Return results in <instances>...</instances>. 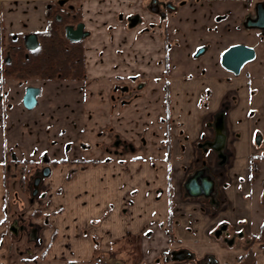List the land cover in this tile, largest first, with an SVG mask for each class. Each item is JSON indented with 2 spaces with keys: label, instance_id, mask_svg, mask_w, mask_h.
Instances as JSON below:
<instances>
[{
  "label": "crops",
  "instance_id": "1",
  "mask_svg": "<svg viewBox=\"0 0 264 264\" xmlns=\"http://www.w3.org/2000/svg\"><path fill=\"white\" fill-rule=\"evenodd\" d=\"M44 1L0 0V11L36 3L32 16ZM151 1L70 0L88 33L84 79L3 80L0 264H236L246 247L264 264L253 241L264 222V29L247 26L263 0H157L163 17ZM232 45L255 53L237 75L220 64ZM27 88L39 91L31 109ZM40 159L49 177L33 198L46 203L27 228L8 224V161ZM196 171L212 182L207 196L187 192Z\"/></svg>",
  "mask_w": 264,
  "mask_h": 264
},
{
  "label": "trees",
  "instance_id": "2",
  "mask_svg": "<svg viewBox=\"0 0 264 264\" xmlns=\"http://www.w3.org/2000/svg\"><path fill=\"white\" fill-rule=\"evenodd\" d=\"M62 21L50 19L46 29L39 33V48L26 52L23 47H15L10 52L11 61L5 68V76L14 80L39 78L43 80H81L84 79V48L82 41L70 42L64 36ZM86 164V163H84ZM264 188V181H262ZM253 241L264 242V222ZM236 264H256L249 248Z\"/></svg>",
  "mask_w": 264,
  "mask_h": 264
},
{
  "label": "rangeland",
  "instance_id": "3",
  "mask_svg": "<svg viewBox=\"0 0 264 264\" xmlns=\"http://www.w3.org/2000/svg\"><path fill=\"white\" fill-rule=\"evenodd\" d=\"M70 0H68L69 2ZM5 4V3H4ZM32 5V6H31ZM34 5L36 3H29L26 6L25 5H19V9L25 8L24 14H17L11 12V10L7 11V7L3 5V8L0 11V47L1 46H6V39L8 34H19L21 36L25 35L26 33L30 32H36L40 31L45 28V15L43 14V11H41V5L37 6V10L34 9V14L30 16V9L34 8ZM56 5V9H57ZM43 10V8H42ZM3 44V45H2ZM83 80V79H81ZM3 85V80L1 76V71H0V87ZM83 152V151H82ZM92 152L90 151V154ZM82 154V157H86ZM69 155V153H68ZM10 163V167L8 168V199L6 201V210H5V222L9 224L10 221L13 219H18L17 223L24 224L25 227L27 228L28 224L35 223L34 220L35 215L40 213V205H44L41 202L39 198H33L31 197V184H32V178L33 176L38 175L37 171L39 168L43 165L42 160L40 159L37 163L33 162H23L14 165V163L11 161H8ZM51 166V164H49ZM46 169L48 170L49 167L46 166ZM43 182L47 180L49 175H42ZM51 182L57 183L61 180H56L53 178V181L50 180ZM49 181V182H50ZM53 184V185H54ZM52 186V185H51ZM51 188V187H50ZM49 188V189H50ZM47 191V190H46ZM54 193L55 191H51ZM59 191H57L58 193ZM41 197V195L39 196ZM64 200H68L65 195V192L63 193ZM84 198V195L82 196ZM16 199V201L14 200ZM67 204V202L65 201ZM46 208L45 206H43ZM63 209V207H61ZM60 212V211H58ZM14 227L17 228L16 222L14 220ZM9 227V226H8ZM237 247V246H236ZM235 247V248H236Z\"/></svg>",
  "mask_w": 264,
  "mask_h": 264
},
{
  "label": "water",
  "instance_id": "4",
  "mask_svg": "<svg viewBox=\"0 0 264 264\" xmlns=\"http://www.w3.org/2000/svg\"><path fill=\"white\" fill-rule=\"evenodd\" d=\"M248 27H256L259 29H264V6L262 3H258L255 7V18L251 19L247 23ZM84 26L82 23H78L75 27L66 26L65 27V38L70 42H78L84 38L88 33L83 30ZM25 47L29 51L37 49L38 42L36 35H29L25 43ZM203 49H199L195 56H198ZM255 53L251 47L245 45H232L227 48L220 57L221 66L230 71L231 73L237 75L242 67L254 59ZM38 89L36 88H27L22 99L24 107L31 109L36 103V95L38 94ZM49 169L42 172V175H48ZM191 177L187 184L186 189L190 195H209L212 191V182L209 178L202 176L200 173ZM40 177L35 178L32 183V192L31 195L35 196L38 193V184Z\"/></svg>",
  "mask_w": 264,
  "mask_h": 264
},
{
  "label": "flooded vegetation",
  "instance_id": "5",
  "mask_svg": "<svg viewBox=\"0 0 264 264\" xmlns=\"http://www.w3.org/2000/svg\"><path fill=\"white\" fill-rule=\"evenodd\" d=\"M67 3H68V0H56V1L55 0H53V1L52 0H45L42 3L43 12H44V15L46 17V25H45V28L42 31H44L46 29L47 23H48V21L50 19H52L54 21H62L63 20L65 22V24H64V36H65V27L66 26L75 27L78 23H82L81 19L79 17L78 10H75L74 9L75 7H73L70 3H68V5H67ZM259 3H262L263 6H264V0L259 2ZM56 5L58 7L57 9H56ZM161 8L165 12L166 11H171V10L174 9V5L171 3V1H166V2H163L161 4ZM150 9L155 11V12H158L160 14V16H162V17L164 16V12L163 11L160 12V9L158 8L157 0H152L151 1ZM133 19H135V18H133ZM248 21H251V19H248ZM42 31L26 33L23 36H21L19 34H8L7 39H6V44H5L6 46L5 47L4 46L0 47V59H1V64H2V68H1L2 80H5L7 78L4 73H5V68L9 65V63L11 61L10 52H12L15 49V47H19L20 45L23 47V49L26 52H34V51H36L39 48V45H40V43H39L40 42L39 41V33H41ZM32 34L36 35V39H37V42H38V47H37V49H35L33 51H29V50L26 49L25 43L27 41L28 36L32 35ZM82 39L80 41H82ZM31 79H33V78H31ZM28 80H30V79H28ZM19 81H21V80H19ZM140 85H143V84L141 82H138L137 86H140ZM117 145H120V142H117ZM44 170H45V167L40 168L37 171V173H39V176L36 175V176H33V178H32V183H33L35 178L40 177L39 178L40 180H39V184H38V189L42 185V180L43 179H42V176L40 174H42V172ZM199 173H200L199 171H196L191 177H193L195 175L200 177L198 175ZM186 184H187V181H186ZM31 188H32V184H31ZM263 205H264V203H263ZM31 234H33L32 231H31ZM233 238L234 237H232V239H230L231 242H233ZM184 257H185V255L182 252L181 253H173V254L170 255L171 259H176V260H178L177 258L182 259ZM118 261H119V263L121 262L119 259H118ZM199 264H213V263H212V259L211 260L209 259L208 261L207 260L206 261H201Z\"/></svg>",
  "mask_w": 264,
  "mask_h": 264
},
{
  "label": "built area",
  "instance_id": "6",
  "mask_svg": "<svg viewBox=\"0 0 264 264\" xmlns=\"http://www.w3.org/2000/svg\"><path fill=\"white\" fill-rule=\"evenodd\" d=\"M102 264H119V261L118 260H113V259L109 258L107 260H104L102 262Z\"/></svg>",
  "mask_w": 264,
  "mask_h": 264
}]
</instances>
